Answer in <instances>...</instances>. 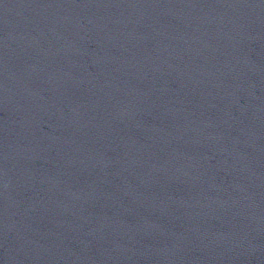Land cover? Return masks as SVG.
<instances>
[{
    "label": "water",
    "instance_id": "95a60500",
    "mask_svg": "<svg viewBox=\"0 0 264 264\" xmlns=\"http://www.w3.org/2000/svg\"><path fill=\"white\" fill-rule=\"evenodd\" d=\"M0 264H264V0H0Z\"/></svg>",
    "mask_w": 264,
    "mask_h": 264
}]
</instances>
